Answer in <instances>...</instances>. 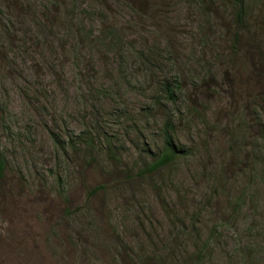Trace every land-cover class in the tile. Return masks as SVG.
Masks as SVG:
<instances>
[{
  "label": "rangeland",
  "instance_id": "obj_1",
  "mask_svg": "<svg viewBox=\"0 0 264 264\" xmlns=\"http://www.w3.org/2000/svg\"><path fill=\"white\" fill-rule=\"evenodd\" d=\"M244 8L0 0V264H264V0ZM167 123L181 155L145 173Z\"/></svg>",
  "mask_w": 264,
  "mask_h": 264
},
{
  "label": "trees",
  "instance_id": "obj_2",
  "mask_svg": "<svg viewBox=\"0 0 264 264\" xmlns=\"http://www.w3.org/2000/svg\"><path fill=\"white\" fill-rule=\"evenodd\" d=\"M248 0H231L234 7L237 9V20L239 23H243V19L245 16V8L244 5L247 4ZM257 4V3H256ZM238 38V35L236 36ZM264 55V52L261 53ZM166 89L168 91L169 98L171 100L175 99L174 89L167 84ZM163 137L164 143L162 149L153 159V161L148 165L145 169V173H156L160 171L162 168L170 166L174 162L178 160L181 155V149L173 140L171 134V124L167 123L163 128ZM5 169V160L2 156H0V178H2Z\"/></svg>",
  "mask_w": 264,
  "mask_h": 264
}]
</instances>
